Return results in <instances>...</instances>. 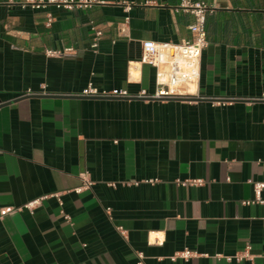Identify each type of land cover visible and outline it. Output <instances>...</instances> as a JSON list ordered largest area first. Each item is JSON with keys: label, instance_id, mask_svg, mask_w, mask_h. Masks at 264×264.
<instances>
[{"label": "crops", "instance_id": "1", "mask_svg": "<svg viewBox=\"0 0 264 264\" xmlns=\"http://www.w3.org/2000/svg\"><path fill=\"white\" fill-rule=\"evenodd\" d=\"M48 1L0 0V264H264V0ZM184 1L210 6L199 92L231 102L72 97L154 94L143 43L191 40Z\"/></svg>", "mask_w": 264, "mask_h": 264}, {"label": "built area", "instance_id": "2", "mask_svg": "<svg viewBox=\"0 0 264 264\" xmlns=\"http://www.w3.org/2000/svg\"><path fill=\"white\" fill-rule=\"evenodd\" d=\"M96 2H99L96 0ZM48 4L56 5L58 9L65 8L68 10L73 9L74 3L60 4L55 0H49ZM87 5V4H86ZM81 6V5H79ZM36 9L41 8V4L34 6ZM182 8L190 10L194 15V23L189 27L191 32V40L185 41L181 45L172 44H158L154 41H145L143 43V55L141 63L144 65H150L157 71L156 75V91L154 94H148L145 91L134 95L130 94L127 90H115L112 92L99 91L92 83L88 85L81 93L72 95L76 98L84 99H102V100H144V101H185L188 103L199 102H212L214 105H222L227 102H231L230 99L222 98H209L201 95L199 92V82L201 76V64L203 52L208 47L207 40V14L210 10V6L205 2H197L191 4L189 1H184ZM52 20L49 21V25ZM128 19L120 24L119 30L121 34H124L127 29ZM91 31L93 32L94 48L98 47V42L102 39L103 33L91 23ZM76 54V50L73 48L65 49L64 51L47 50L45 55L49 58H65ZM28 95H35L29 93ZM83 186L76 190V193H82L85 190L91 189L93 186L92 180L87 174L81 176ZM153 183V182H151ZM183 185L199 186L202 185V181H189L183 183ZM263 185H256L255 190L260 193ZM56 198L61 202L60 197ZM43 198L28 204L25 208L33 210L37 207ZM62 205V203H61ZM70 220L69 217H66ZM121 231V229H119ZM138 264L144 263V256L139 254ZM195 255L188 250L177 253L173 260L182 259L190 260ZM253 256L250 253V248H247L241 255L235 257L237 261L253 260ZM229 258L228 261H232Z\"/></svg>", "mask_w": 264, "mask_h": 264}, {"label": "water", "instance_id": "3", "mask_svg": "<svg viewBox=\"0 0 264 264\" xmlns=\"http://www.w3.org/2000/svg\"><path fill=\"white\" fill-rule=\"evenodd\" d=\"M179 101V100H178Z\"/></svg>", "mask_w": 264, "mask_h": 264}]
</instances>
